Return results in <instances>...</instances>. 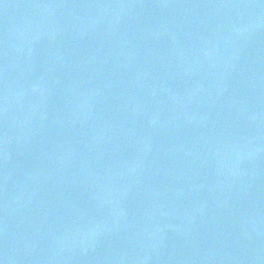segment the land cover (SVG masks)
<instances>
[{
	"label": "water",
	"instance_id": "obj_1",
	"mask_svg": "<svg viewBox=\"0 0 264 264\" xmlns=\"http://www.w3.org/2000/svg\"><path fill=\"white\" fill-rule=\"evenodd\" d=\"M2 264H264V0H0Z\"/></svg>",
	"mask_w": 264,
	"mask_h": 264
},
{
	"label": "snow or ice",
	"instance_id": "obj_2",
	"mask_svg": "<svg viewBox=\"0 0 264 264\" xmlns=\"http://www.w3.org/2000/svg\"><path fill=\"white\" fill-rule=\"evenodd\" d=\"M0 264H2V262H0Z\"/></svg>",
	"mask_w": 264,
	"mask_h": 264
}]
</instances>
